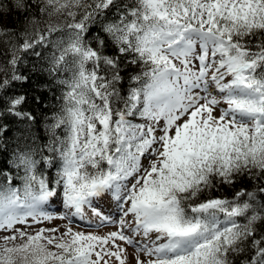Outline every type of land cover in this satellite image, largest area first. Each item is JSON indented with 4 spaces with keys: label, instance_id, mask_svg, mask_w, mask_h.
Masks as SVG:
<instances>
[{
    "label": "snow or ice",
    "instance_id": "1",
    "mask_svg": "<svg viewBox=\"0 0 264 264\" xmlns=\"http://www.w3.org/2000/svg\"><path fill=\"white\" fill-rule=\"evenodd\" d=\"M33 5L70 22L19 45L37 58L51 47L47 66L26 75L14 53L0 80V143L9 118L29 125L0 166V264H129V247L134 264H264V0H15ZM45 73L63 89L49 172L13 87ZM245 178L257 187L216 194ZM86 211L116 230L74 229Z\"/></svg>",
    "mask_w": 264,
    "mask_h": 264
},
{
    "label": "trees",
    "instance_id": "2",
    "mask_svg": "<svg viewBox=\"0 0 264 264\" xmlns=\"http://www.w3.org/2000/svg\"><path fill=\"white\" fill-rule=\"evenodd\" d=\"M31 4L32 0H27ZM0 4L5 6L6 11L0 15V80L4 79L6 76L10 77L12 75V65L9 63L12 55L23 56V62L18 65V70L26 75L31 73L32 65H43L47 66L48 58L51 55V47L47 49L37 48V51L43 53L42 58H37L31 53H20L18 51L19 45L23 43L25 38H34L37 30L45 31L46 26L51 24L53 26L60 25L63 26L65 23L70 22V18H67L64 14L63 17L58 19L59 15L53 13L48 15L47 13L41 15L39 9L34 5L30 10L24 11L17 9L15 7V0H0ZM35 17V22H31L32 18ZM79 19V16H77ZM6 26V27H5ZM27 33V36L23 35ZM61 33H56L55 36H59ZM55 36L53 37L55 39ZM108 54H113L111 47L107 50ZM68 61L71 64L72 57H68ZM139 69H136L138 71ZM134 74L131 69L125 75V79L122 81V94L127 95V91L131 86L132 82L128 78L130 75ZM69 74L61 73L59 78H65ZM16 92L26 93L28 95V102L23 105L25 111H31L36 117V123H33L31 131L35 134V144L33 147L36 148L37 160L41 163L38 168L42 171L49 172V170L43 167V161L41 159L42 155H50L47 148L44 145L49 143V132L47 131V125L50 124L51 117L54 113L59 112L62 106V100L59 99L62 95V86L56 84L55 80L48 76L46 73L31 74L30 80L24 84H14L13 85ZM120 87V85H117ZM40 95L42 97V103L37 106L33 102V97ZM9 127L11 131L5 134L3 138V143H0V152L4 155L0 156V166H5L4 161L10 160L12 155V150L14 146L19 142L21 147H23L26 139V132L29 129V125L26 122H20L16 118H9ZM58 134H63L62 129H57ZM11 167V165H6ZM54 169L51 170V174H54ZM16 169H12V173L15 174ZM21 171V175H22ZM18 185L19 180L15 181ZM241 187L246 188L248 191H252L257 187L256 182L248 180L245 178L243 181H238L236 185L224 186L217 195L227 196L231 199L235 191L239 190ZM243 221L241 220V223Z\"/></svg>",
    "mask_w": 264,
    "mask_h": 264
},
{
    "label": "rangeland",
    "instance_id": "3",
    "mask_svg": "<svg viewBox=\"0 0 264 264\" xmlns=\"http://www.w3.org/2000/svg\"><path fill=\"white\" fill-rule=\"evenodd\" d=\"M55 14L59 15L58 19L64 16L63 13H55ZM99 206L104 210L105 213L111 210L110 201H108L107 199L99 201ZM46 211H49V212H52L53 214L58 215L65 210L58 203H52L48 208H46ZM85 215H86V218L83 220L80 217L75 218V222L73 224L74 229L83 230L85 232L90 231L98 235H105L108 232L116 230V226L114 225H107L105 227H97V224H98L97 218L93 217L91 213L87 211ZM66 223L68 222L65 220H55L52 222V225L62 226V225H65ZM45 225H48V222H45L44 225H36L35 227L38 228V227H43ZM48 226H51V225H48ZM2 234L4 233H0V235ZM128 253H129V264H134L132 257L135 254V250L129 247Z\"/></svg>",
    "mask_w": 264,
    "mask_h": 264
}]
</instances>
